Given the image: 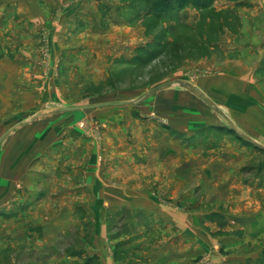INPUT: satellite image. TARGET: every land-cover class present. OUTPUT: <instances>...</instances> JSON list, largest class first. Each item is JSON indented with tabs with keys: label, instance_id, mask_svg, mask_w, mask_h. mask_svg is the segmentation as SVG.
Instances as JSON below:
<instances>
[{
	"label": "rangeland",
	"instance_id": "rangeland-1",
	"mask_svg": "<svg viewBox=\"0 0 264 264\" xmlns=\"http://www.w3.org/2000/svg\"><path fill=\"white\" fill-rule=\"evenodd\" d=\"M241 45L245 47L240 51ZM262 54L264 0H186L171 5L162 0H0V138L14 128L0 144L1 178L7 175L3 164L10 156V143L20 140L21 131L31 132L22 135L31 140L33 131L46 126L51 138L26 165L21 162L24 174L14 181L15 195L14 189L0 187L7 195L0 201V264H134L137 259L148 264L146 256L173 236L162 231L170 224L157 213L170 209L190 211L196 217L195 229L203 226L208 231L206 244L193 229V245L200 241L201 247L193 248L192 264H264ZM239 59L250 65L257 62V83L247 91L250 101L233 95L235 90L227 95L226 100L237 107L233 112V107L219 104L215 90L224 79L233 80L232 69L238 67ZM179 81L197 87L218 106L225 116L216 112L221 125L209 130L231 133L241 151L224 155L234 170L222 165L210 171L209 177L200 175L204 181L199 176L202 171L195 168L191 187L170 186L176 197L159 201L153 193L158 197V191L165 190L174 172L168 165L185 159L178 152L156 165L152 147L157 139L152 133L156 125L167 128L160 108H168L175 99L188 103L187 93L206 107ZM121 102L125 104H109ZM95 104L100 106L77 111L61 108ZM249 104L257 109L256 114L244 120L242 113ZM72 134L78 135L72 141L84 147L81 167L90 162L93 150L98 166L103 167L106 145L144 144L145 163L150 166L126 171L128 177L124 170L113 169L109 180L128 193L144 188L152 193L150 199L129 201L133 207L119 203L115 214L107 218L103 211L110 210V203L92 200L89 193L93 192L85 186L76 189L83 192L85 201L50 198L57 194V186L42 173L63 162L59 148ZM176 138L182 144H207V138L181 134ZM195 152L194 164L218 163L217 156L205 155L207 161ZM215 173L219 179L211 184L209 178ZM190 190L186 200L184 193ZM29 192L36 195L32 202L25 201ZM21 196L23 201H19ZM131 208L139 209L135 216ZM65 209H70V215L63 219ZM144 211L156 213L146 217L141 214Z\"/></svg>",
	"mask_w": 264,
	"mask_h": 264
},
{
	"label": "crops",
	"instance_id": "crops-1",
	"mask_svg": "<svg viewBox=\"0 0 264 264\" xmlns=\"http://www.w3.org/2000/svg\"><path fill=\"white\" fill-rule=\"evenodd\" d=\"M232 37L234 41L236 35H233ZM132 40L137 41V39L135 38ZM243 47L245 46L241 45L239 47V50H243ZM233 48L235 47L233 46ZM254 52L255 51H251L249 54ZM263 55L264 54L261 55V58L264 57ZM245 59H239L237 61L238 67H234L232 69V72L235 74L232 75L234 77L232 78L234 81L230 79H224L222 84L223 86L218 85L215 90L219 94L217 93L216 95V93L213 91L214 89L212 91L215 94L211 93L212 95H216L217 98L219 97V104L229 108L233 107V112H236L237 107L232 106L233 104L230 102V100H226L227 95H230L233 92H239V95L237 93H234L233 95H236L237 97L240 96V98L246 101H250V95L247 93V91L254 90L255 85L257 83L258 64L257 62H254L253 65H250L249 61L246 62ZM237 73L241 75L238 77ZM221 92L223 93L224 98H221ZM186 95L185 97H187L188 103L175 101V99L174 101L170 100L168 108H160V119H162V121L166 123L167 128L164 124H162V127L159 124L156 125L157 130L153 131L152 133L157 139L154 140L155 143L152 147L153 153L158 159L156 165L165 162V160H167L169 157H176L178 152L183 153L185 158L184 161L182 160L183 162L180 161V164L175 161L174 163H170L168 165L170 168L174 169V172L172 173V175H169L170 178L168 179L166 187H164L165 190H162L165 193H162V191L159 190L158 197L156 196V193H153V198L158 199L159 201H162V199L169 200L171 197H176L175 192L174 194H172L170 186L180 185V187H183L184 185L187 186L188 184V186L191 187L195 168L202 171L201 173H199V176L201 175L203 177V175L207 173L209 177L210 174H213L212 172H210L213 169H219L223 168L224 166H229L227 165L229 164L227 158L224 155L228 154V152L230 155H234L235 153L239 154L241 151L239 143H236V140L234 139L231 133L223 131L220 132L216 129L209 130V128L212 126L221 125L218 113H216L217 111L207 103L206 107L199 105L197 101H194V99L188 97L190 96L188 93ZM185 97L183 101H185ZM109 104L123 105L125 104V102ZM256 110L257 109L254 108L253 104H249V106H247V108L243 110V119L251 120L250 115L256 114ZM23 125L27 126V124ZM44 127L33 131L35 135H30L32 136L31 140L25 139L22 136H26L27 133H31H29V131L24 130L18 134L20 135L18 137L20 139L18 142L16 140L14 142L11 141V147L8 146L10 147V156L8 157V160H6V162H4L3 164L5 168L4 170H6L7 175H3L2 178L0 176V187L1 185L7 186L8 190L12 191L14 189L15 191L16 184L14 181L22 177V175L24 174L22 173L23 165L21 166V162L26 165L29 160H32L33 156L40 153L39 149L42 148L43 142L47 143L51 139H49L48 137V133L50 132L49 127ZM232 130L235 132L234 128ZM42 131L45 132V134H42ZM177 134H181L185 138L192 139L207 138V144L198 146L194 145V143H192L193 141H187V144L186 142L185 144H182L180 143L181 141L177 140ZM200 134L204 135L200 136ZM219 134H223V136L220 137ZM76 137L78 138L77 134H72L71 136H68V140L63 141V145L60 146L59 150L61 151L60 154H62L61 156L63 162L56 166V168L46 169V174L42 173L43 176L47 177L46 181H48V183H53L55 184V186H57V194H51L50 198H54L55 200H61L64 202H81V200L85 201L86 197L82 194L83 192L76 191V189L78 188V190L80 191V187L85 186L86 188L92 190L93 193H89V195L92 196V200L96 202L99 201L100 203H110V210L104 209L103 211L104 217L107 218L109 215H112L114 211L118 210L117 205H119V203L120 205H122L120 207H123L124 205L127 207L132 205L131 207H133V204L129 201L136 200L139 202H144L150 199L149 195H151L152 193H149V191L147 192V190L144 188L132 190V193H128V189H123L121 188L122 185H120L119 183L114 184L112 183V181L109 180V176L111 175V171L113 169L122 171L124 170L123 172L125 176L128 177L127 172H129L130 170H141L150 166L146 165L145 163L146 160L144 159V156H146V153L148 151L146 152L144 144H130V142L126 141V143H124L121 148L108 147V145H106L105 151L107 152H105V154L107 156V159L106 162H104L103 167H100L97 164L96 150H93V152L89 153L90 162H88L86 166L84 165V167H81V160L85 158V154L82 151L84 150V147L82 148L77 145L76 141H72V138L74 139ZM226 147H233V149H226ZM193 152L201 153L203 157L205 155V157L212 155L217 156V158L219 159L218 163L216 165H211L208 161L209 158L204 157V159L208 161L207 163H209L207 166L205 162L194 164L192 162ZM148 162L149 161L147 159V164ZM229 169L234 170V167L229 166ZM121 177L122 179H126L123 174H121ZM209 179L212 184L218 181L219 176L215 173L213 179L212 177H210ZM31 180L32 178L28 179V181ZM201 180L204 179L202 178ZM206 181L208 180L206 179ZM31 183L32 182L28 183L27 187H29ZM154 185L156 186L157 184L155 183ZM187 193L190 195L191 190L184 193L186 200H188L186 195ZM4 194L5 192L3 194L0 192V201L6 200L7 195ZM15 194L16 191L14 192V195ZM10 195L11 194H9V196ZM34 198H36L34 192H29V198H26L25 201L29 200L30 202H32L34 201ZM153 198L151 199V201H153ZM21 200L23 201L22 196L20 197L19 201ZM138 210L139 209L137 208H131L130 212L133 216H135V213H138ZM165 211L157 212L160 216L166 218L168 224H170L168 228H165L162 231L167 234H172L173 236L168 237V240H166L165 244H163L161 247L159 246L160 249L156 251L153 255H149V257L145 255L146 258H149L148 264H192L193 248L196 249L201 244V242L199 241L198 246L193 245V238L195 237H193L192 234L193 229H195V227L197 228V225H195V227L193 226L194 223H197V221H194L196 220V217L190 211L183 213H177L173 209ZM144 213L146 217H149L150 215H154L156 212L151 213L150 211H144L141 214ZM68 215H70V209H65L61 218H68ZM201 227L203 226H200L198 230L195 229L196 233H199L203 241L208 244L206 237L204 236V234H207L208 231L206 232V230H203ZM206 228L208 227L206 226ZM137 256L140 255L137 254ZM146 261H143V259H137L134 264H145Z\"/></svg>",
	"mask_w": 264,
	"mask_h": 264
},
{
	"label": "water",
	"instance_id": "water-1",
	"mask_svg": "<svg viewBox=\"0 0 264 264\" xmlns=\"http://www.w3.org/2000/svg\"><path fill=\"white\" fill-rule=\"evenodd\" d=\"M180 84H182L184 87H186L187 89H189L192 93H194L195 95H197L200 99H202L204 102H206L208 105L212 106L217 112L221 113L222 115H224V113H222V111L201 91L199 90L197 87L186 83V82H182L179 81ZM172 83L166 84V85H162L159 87H156L154 89H152L151 91H149L147 96L152 95L155 92L161 91L169 86H171ZM100 106V104H95V105H84V106H63L61 107L63 110L65 111H77V110H81V109H90V108H95ZM42 114V112L38 113L36 115V117H39ZM225 116V115H224ZM229 124L231 125V127H233L235 130V126L232 123V121L230 119H228ZM14 128L8 130L6 133H4L2 135V137L0 138V144L4 141V139L13 131Z\"/></svg>",
	"mask_w": 264,
	"mask_h": 264
},
{
	"label": "trees",
	"instance_id": "trees-1",
	"mask_svg": "<svg viewBox=\"0 0 264 264\" xmlns=\"http://www.w3.org/2000/svg\"><path fill=\"white\" fill-rule=\"evenodd\" d=\"M165 5H171L174 1L179 3H184L186 0H162ZM199 2H206V0H198Z\"/></svg>",
	"mask_w": 264,
	"mask_h": 264
}]
</instances>
